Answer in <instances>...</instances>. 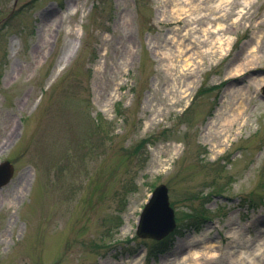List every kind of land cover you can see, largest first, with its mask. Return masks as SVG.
<instances>
[{"label":"rangeland","instance_id":"obj_1","mask_svg":"<svg viewBox=\"0 0 264 264\" xmlns=\"http://www.w3.org/2000/svg\"><path fill=\"white\" fill-rule=\"evenodd\" d=\"M218 1L0 0V264H264V0Z\"/></svg>","mask_w":264,"mask_h":264},{"label":"water","instance_id":"obj_2","mask_svg":"<svg viewBox=\"0 0 264 264\" xmlns=\"http://www.w3.org/2000/svg\"><path fill=\"white\" fill-rule=\"evenodd\" d=\"M264 94V87L262 88ZM13 175V166L8 161L0 163V188L6 185ZM175 227L173 211L169 207L167 189L158 185L141 212L136 234L140 238L160 240Z\"/></svg>","mask_w":264,"mask_h":264},{"label":"bare ground","instance_id":"obj_3","mask_svg":"<svg viewBox=\"0 0 264 264\" xmlns=\"http://www.w3.org/2000/svg\"><path fill=\"white\" fill-rule=\"evenodd\" d=\"M230 3H231V0H219L216 5H214V6H212L210 8V10L212 12H217L219 9L224 10L226 8V6H228ZM247 5H249V2H247V0H246V1H244V6H247ZM177 6L180 7L179 4H177ZM229 9H228V11H229ZM181 11H183V13L186 12V13H189L191 15V12H189V11H185L184 9L183 10L181 9ZM229 13H231V11ZM244 14H245V12L242 13V16ZM43 18L46 19V15H44ZM202 18H204V17H201V18H199L196 21H199ZM220 19H221V17H219V18L217 17V18H215L213 20H210V21L206 22V24H205L206 26L202 29L203 36H205V37H203L202 40L199 39V40H196L195 42H197L200 45H205V44H207L208 39H212L211 49L212 48H215V50L219 49L220 53L222 55H224L226 52L229 51V47L231 45L232 39L228 38V37H224L223 35H219L218 32H220V31L222 33L225 32V28L223 27V25L220 24L219 22H217ZM176 45H177V52H178L179 55L180 54H186L187 52L190 51V46L189 45H181V44H179V45L176 44ZM208 50L210 51L209 53H215V50L214 51H211L210 49H208ZM205 51H207V50H205ZM205 53H202V54L199 53V54L203 57ZM251 59L254 60L253 55H251ZM252 60H250L247 65H249V64L252 65L253 64ZM61 62L62 63L64 62L63 58L60 59L59 63L61 64ZM188 65H189L188 63H184V68H186ZM242 66H243V64H239V68H238L239 71L242 70ZM179 76H182V75H179ZM262 95L264 96L263 93H262ZM236 96H239L241 99H243V97H244V95L241 93V91H237ZM230 111L232 113L231 116L233 117L232 120L231 119L224 120V122L218 123L217 124L218 125V129L215 132L216 136L218 134L221 135L222 131L225 132V133L229 132L228 130L232 127V123L234 121H236L239 118V116H241L244 113L245 110H244V106L242 104H239L234 109H230ZM219 128H222V129L219 130ZM208 135H211V133H209V131H208ZM226 138H227V135L225 136V139H223V141H227ZM217 144H218V141L216 139L215 143L211 144V146L214 147ZM223 152H224V150L221 153H223ZM191 253L193 254L192 257H194L195 259H200L201 258V255L197 251H193ZM225 254H226L225 255L226 259H229V256H231V253H229V252L227 253L226 252Z\"/></svg>","mask_w":264,"mask_h":264}]
</instances>
